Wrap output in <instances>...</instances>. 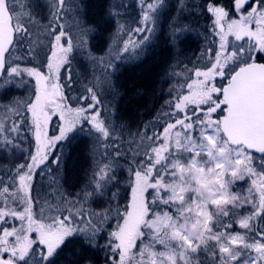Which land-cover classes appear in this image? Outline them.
Masks as SVG:
<instances>
[{
  "label": "snow or ice",
  "instance_id": "snow-or-ice-1",
  "mask_svg": "<svg viewBox=\"0 0 264 264\" xmlns=\"http://www.w3.org/2000/svg\"><path fill=\"white\" fill-rule=\"evenodd\" d=\"M137 6L135 26L117 19L107 51L96 56L89 49L95 27L78 14L79 0H48L47 22L31 0H0V88L31 86L28 96L0 102V150L27 152L22 162L0 163V264H93L85 245L95 247L101 233L106 264H264V147L231 141L221 127L230 117L243 119L252 103V82L231 93L238 70L264 69V0H232L231 11L208 0L203 51L195 63L170 66V99L125 140L102 92H115L116 61L143 54L166 0ZM124 7L112 3L109 14L120 17ZM169 29L176 45L190 25L177 16ZM74 50L93 70L70 96ZM209 72L215 74L206 78ZM194 81L207 91L197 96ZM85 123L94 134L92 163L87 182L69 195L51 165L60 162L61 142ZM125 165L122 203L118 189H108ZM38 178L51 189L44 196L35 189ZM97 196L106 200L98 210L91 204ZM44 232L55 234L54 242Z\"/></svg>",
  "mask_w": 264,
  "mask_h": 264
},
{
  "label": "rangeland",
  "instance_id": "rangeland-1",
  "mask_svg": "<svg viewBox=\"0 0 264 264\" xmlns=\"http://www.w3.org/2000/svg\"><path fill=\"white\" fill-rule=\"evenodd\" d=\"M83 0H79L80 2V9H78V14H81V10L84 9L83 8V4H82ZM93 2H95V0H92ZM90 1V2H92ZM103 9H105L104 11L106 14V22H108V19H116V16L110 15L109 14V8L112 5V3H118L119 0H103ZM88 5H90L91 3L87 2ZM31 8L32 11L44 22H47V19L49 18V7H48V0H31ZM90 8V7H89ZM180 5H177L176 8V16H180L181 12H179ZM90 10V9H89ZM184 11V10H183ZM165 17L164 15L161 14V18ZM160 18V14L158 16V22H157V29L156 32L154 34V36L150 39V41H148L145 46H144V51L143 54L140 55L138 58L137 57H132V58H128L125 57L121 60H118L115 62V66L114 69L112 70L111 74H115V71H117L119 68H123L125 66H129L132 67L133 65H136L138 63H141L147 59V61L152 59L153 55H159L160 53V49L162 48L161 46L165 43H169L171 45V49L173 51H175V53L177 55H173V53L170 54V61H167L165 59L164 64L166 65V69L163 72H160V75L158 76V78L155 81V85L157 89V92L160 89L161 94H163V98L160 101V103L158 104V107L156 109L154 108H149L148 110H144L145 112L148 111V120L146 123L150 122V121H154L157 117V113L161 110V108L165 105L166 101L168 99H170L169 97V93H168V89L171 86L170 83V79L167 76V73L169 72V68L172 64L176 63L177 61L179 62H183L186 64H192L195 63L196 60L198 59L199 55H196L194 52L197 51V49L200 47L201 52L203 51L205 44H206V40L205 37L202 38L200 45H198V47H195V44H193L192 46H189V48L187 50L184 51H180L179 49V41L176 45H173L171 43V36L169 35V26H170V20L171 18L167 21V22H162V19ZM123 19V18H122ZM173 19V17H172ZM117 20V19H116ZM125 21V19H123ZM121 20V22H124ZM131 20H129V24H132V21L130 23ZM163 23V26H161ZM115 26L112 29V33L115 32L116 30ZM107 31V30H106ZM105 31V32H106ZM111 30H109L107 37H108V42L103 43L102 45H100V48H93L92 47V43L94 42H90V38H91V34L89 37V49L91 50V52L93 53V55L96 56H100L103 55L106 51L107 48L109 46L110 43V36H111ZM195 34V32H193V35ZM192 35V36H193ZM191 38L187 39L190 40ZM264 39V38H263ZM153 48V49H152ZM164 48V45H163ZM162 48V49H163ZM152 49V51H151ZM178 50V52H177ZM155 53H154V52ZM151 52V53H150ZM154 53V54H153ZM70 63H71V67H72V74L74 77V83H73V87H72V91L69 92V95H78L80 90H81V82H85L86 79H91V75H92V64L91 61L79 50H74L72 53V56L70 55ZM143 65V64H141ZM189 67H191V65H189ZM179 70V69H177ZM212 76V72H209L208 74H206V78H211ZM194 84H196L197 86V92L196 95L199 96L201 94H203L204 90L203 89V82H199V81H194ZM31 91V86L28 83H25L23 85H18V83L16 82H12L9 84L4 85L3 88H0V102L3 103H7L10 100H12L15 97H26L29 95ZM160 92H158V94H160ZM210 95V92H209ZM114 99L117 101L118 97H119V93L116 91L113 94ZM112 98V97H111ZM110 98V102L109 105L111 104V107H109V112L112 114V119L114 124L117 126L118 132L122 133V135H125L123 133H135L138 130H142L141 126H134L133 128H129L125 129L124 127H120L121 123L119 122L120 120H118L117 117H115L116 114V106L112 103V100ZM113 99V98H112ZM47 102V96H44V99L42 100V103ZM152 115L150 114L151 111ZM140 113L134 115V118L136 117V119L138 118V120H142V118L144 117V115H141L143 113V111H139ZM151 115V118H150ZM137 123V121H136ZM144 122H142V124H146ZM124 128V129H122ZM122 129V132H121ZM73 134L72 137H69V147L65 148L63 151H65L64 153L60 154V156L63 155L62 158V163L59 162L58 164V168L55 170V172H59L61 175V183L64 187V189L67 191V193L69 195H75L80 188L87 182L88 180V175H89V170L91 167V156H90V148L91 145L93 143L94 140V134H92L90 132L89 126L85 123L84 125L81 126V128L79 127L78 129H76L75 131H73L71 133V135ZM82 137V138H80ZM83 139V140H80ZM130 139V136L128 134L127 140ZM29 146V145H28ZM3 151V150H2ZM0 151V152H2ZM76 154V156H75ZM1 155V154H0ZM5 161L6 164H10V163H14L15 161V157L14 156H10V157H6L3 158V162ZM18 161H16L15 163H17ZM243 163V162H241ZM62 166L63 168L65 166H68L67 170L65 169V171L62 170ZM125 167H127L125 165ZM120 170L121 168H119L116 172L117 175V179L118 181H116L115 185L113 184L110 187L115 188V190H117V186H118V190H120L119 187V180H124L127 179V172L121 173L120 175ZM127 170V168H126ZM122 171V170H121ZM125 171V170H123ZM74 174H76V176H74ZM119 175V177H118ZM126 182V181H125ZM241 186H243V182H240ZM246 187V186H245ZM37 193H39L41 196L46 195L48 192L51 191V189H49L48 187V183H39L36 187H35ZM113 190H111L112 192ZM126 190L123 189V194L122 192L119 193V199L121 198V202L122 203H127L126 198L127 197L124 193ZM110 194V192H109ZM106 203V200L104 197H100L97 196L95 197L92 201V208H95L98 210V208L103 207ZM39 222V221H38ZM106 233H101L98 237H97V245L95 247L91 246V245H85V247L89 248L91 251V255L93 257V262L95 261L96 256H99V254L101 253V249L103 250L104 248V244H105V240H106ZM78 241H83L84 237L80 236L77 238ZM100 250H99V248ZM103 247V248H102ZM105 249V248H104ZM106 250V249H105ZM107 254V252H106Z\"/></svg>",
  "mask_w": 264,
  "mask_h": 264
},
{
  "label": "trees",
  "instance_id": "trees-1",
  "mask_svg": "<svg viewBox=\"0 0 264 264\" xmlns=\"http://www.w3.org/2000/svg\"><path fill=\"white\" fill-rule=\"evenodd\" d=\"M90 1L92 0L82 1L84 9L81 10L82 12L80 16L82 17L86 25H91L95 27V31L91 34L90 42H94L92 43L93 44L92 47L96 49L100 48L99 46L102 45L103 43L108 42L107 34L109 30H111V33H112V29L115 26H117L116 19H121L122 21H124L123 19H125V21L129 23V20L131 21L135 20L138 18V15H139V9L137 6L138 0H119L117 4L123 2L126 5V7L121 8L119 10L121 13V16L120 17L116 16V19L113 18L112 21L111 19H108L107 20L108 22H106L105 20L106 11H104L105 9H103L104 1L103 0H95V2L93 1L90 2ZM199 1L206 2V0H199ZM87 2L91 4L88 5ZM200 2H196L195 0L194 1L187 0V7L184 9L185 11L183 10L179 11L181 12L179 19L183 23L190 25V30H186L179 39L180 51L187 50L188 48H190L189 46H192L193 44H195V47L196 46L198 47V45H200L201 43L202 38L206 37L208 34V29L210 26L211 18L208 12L204 11L203 10L204 8H201L204 6V3L201 4ZM178 4H179L178 0H166V6L163 9H161L159 12L160 18H161V14L165 16V17L162 16L161 18L163 23L167 22L170 18H171L170 22H172V17L173 18L177 17L175 14L176 12L175 10ZM163 23L161 26H163ZM130 25L133 27L135 26L133 23ZM193 32H195L194 35H193ZM189 38L191 39L187 40ZM163 45H164V48H163ZM163 45L161 46L163 49L162 48L160 49L159 55H153L151 60L147 61L148 59L147 58L144 61V63L142 61L141 63L133 65L132 67H129L127 65L123 68H119L117 71H115V74H111L112 86L115 89V92L117 91L119 93V97L117 101L114 99V96H113L114 91L112 89L106 88L102 92L101 99L104 100V104L106 107L109 106L110 98L111 97L113 98V99L111 98V100H112V103L116 106L115 117H117L118 120H120L119 122L121 123V125H123L125 129L129 130V128L131 129L134 126L135 127L141 126L142 128L143 126L142 122L146 123L149 118L148 117L149 113H147L148 111L145 112L144 110L146 109L148 110L149 108L156 109L158 107V104L164 97L163 94H161L160 89L158 91L160 92V94H158L157 92L158 88H156L155 81L160 75V72H163L166 69V65L164 64L165 59L167 61H170V54L171 53H173V55H177V54L175 53V51L171 49L170 42L165 43ZM194 53L196 55H199L201 53L200 47ZM139 111L141 112L143 111L141 115L145 114L141 122L140 120H138V118L137 119L136 117L134 118V115L140 113ZM152 112L153 110L150 113L151 115H152ZM151 115H150V118H151ZM81 126L79 127L81 128ZM122 129H121V132H122ZM119 134L122 135V133H119ZM123 134L125 135H122V136L124 137L125 140H127L129 131L128 133H123ZM72 136L73 134L71 135L70 133L68 138L65 141L61 142V144L58 147V150L61 151V150H64L66 147L68 148L69 147V137H72ZM80 140H83V139H80ZM29 147H30V139L24 142V148L27 149ZM126 168L127 167H121L122 171L120 170V175L121 173L127 172ZM74 176H76V174H74ZM126 180L127 179L119 180L118 184H119L120 190L118 191L122 192L123 194V189L126 190L124 194L127 196L128 193H127V185L125 183ZM114 189L115 188L113 187H109L108 192L111 193V190L114 191ZM117 189H119L118 186H117ZM121 198L122 197H120V200ZM100 256H101L102 262L107 261V254L104 248L103 250L101 249Z\"/></svg>",
  "mask_w": 264,
  "mask_h": 264
},
{
  "label": "water",
  "instance_id": "water-1",
  "mask_svg": "<svg viewBox=\"0 0 264 264\" xmlns=\"http://www.w3.org/2000/svg\"><path fill=\"white\" fill-rule=\"evenodd\" d=\"M250 82L255 84V92L245 117L222 120L221 127L231 141L243 140L264 147V69L258 65L242 67L233 77L231 93L240 94Z\"/></svg>",
  "mask_w": 264,
  "mask_h": 264
},
{
  "label": "flooded vegetation",
  "instance_id": "flooded-vegetation-1",
  "mask_svg": "<svg viewBox=\"0 0 264 264\" xmlns=\"http://www.w3.org/2000/svg\"><path fill=\"white\" fill-rule=\"evenodd\" d=\"M179 1V0H178ZM189 1H194V0H189ZM196 2H200L199 0H195ZM216 2L217 3H219V4H222L225 8H227V9H229L230 11H231V9H232V0H216ZM252 2H254V0H252ZM201 4L202 3H204V6L203 7H201V8H204L203 10L204 11H207L206 10V4L208 3V0H206V2H200ZM196 7V6H195ZM177 8V7H176ZM185 8H183V9H179V11H181V10H184ZM185 11V10H184ZM206 38V37H205ZM264 37H261V39H263ZM206 40V39H205ZM190 49H192V48H189V50ZM215 73L214 72H212V76L214 75ZM0 151H2V150H0ZM65 151H63V150H57V155L60 157V162L62 163V158H63V155L62 156H60V154H62V153H64ZM0 163H2V164H6L5 163V161L3 162V158H6V157H10V156H14L15 157V161H14V163L16 162V161H18V162H22V160H23V158H25L26 157V155H27V152L26 151H22V152H8V151H6V150H3L2 152H0ZM17 162V163H18ZM7 165V164H6ZM51 167H52V170L55 172V170L58 168V165L57 164H52L51 165ZM67 168H68V166H65L64 168H63V166H62V170L63 171H65V169L67 170ZM39 183H42V184H44V183H48L47 181H45V180H43V179H40V178H38L37 179V182H36V185H35V187L39 184ZM31 223H35V224H37V225H39L41 222H38V221H34V222H32V221H29V222H26V224H31ZM43 235H44V238H45V240H46V242H54V240L56 239V235L55 234H53V233H47V232H44L43 233ZM93 264H102V262H101V256H100V254H99V256H96V258H95V261L93 262Z\"/></svg>",
  "mask_w": 264,
  "mask_h": 264
}]
</instances>
